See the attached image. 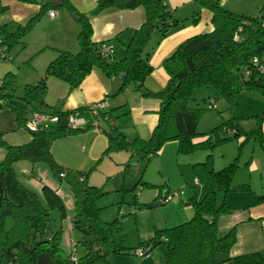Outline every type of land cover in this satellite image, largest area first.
Segmentation results:
<instances>
[{
	"label": "trees",
	"instance_id": "trees-1",
	"mask_svg": "<svg viewBox=\"0 0 264 264\" xmlns=\"http://www.w3.org/2000/svg\"><path fill=\"white\" fill-rule=\"evenodd\" d=\"M19 1L39 3L38 0ZM194 2L211 12L213 30L185 39L163 60L162 66L168 74V80L160 91L153 92L144 86L145 79L152 71L149 60L155 44L174 30L199 21L198 12H194L190 19H178L163 0H97L89 15L78 13L67 0H61L60 7L78 16V51H57L56 56L46 65L43 76L34 83L25 84L22 96L14 95L15 79L12 74L0 80V108L10 106L17 121L24 119L25 127L35 112L57 117V121L52 122L54 126L48 124L37 132H31V139L24 144H7L0 133V145L5 149L4 157L0 160V264H107L106 256L110 253L120 252L121 249L131 253L135 248L148 247V254L159 243L166 249L165 264H220L229 260L232 264H264V256L259 251L232 258L221 257L235 243V228L231 227L221 233L217 221L221 215L231 212L226 195L232 190V179L238 168L237 158L218 170L211 168L208 160L200 163L205 171V191L199 200L189 201L193 209L191 218L157 230L156 236L145 245L126 248L114 244L112 239L117 219L104 222L99 217V207L94 202L101 195L99 187L87 185L86 177L80 171L68 179L69 174L51 153L53 141L78 131L97 128L95 122L104 117V113L103 108L93 113L90 104L66 111L48 105L45 99L47 78L55 77L72 90L94 68L120 79L117 93L131 88L142 96L160 101L159 118L149 138L128 139L118 130L112 129L104 154L125 151L129 153V159L133 156L150 159L169 141L177 142L178 152H187L197 147L213 146L210 142L211 133L215 135L216 143L241 136L238 119L233 118L220 121L208 133L199 132V119L204 108L193 104L194 93L202 88L211 89L208 99L214 105L212 108H215V101L219 99H223L229 106L234 105L241 91L264 95V1L255 16L232 12L220 0ZM137 7L144 9V21L132 30L124 55L115 60L111 56L112 52L104 53L102 46L107 45L106 42L91 40L89 16L107 9ZM55 8L54 0H47L41 4L40 13ZM2 10L3 7L0 12ZM38 16L31 17L25 25L12 22L0 24V40L7 54L4 60L9 58V51L14 44L24 43L23 37ZM154 35L158 39L150 49L148 45ZM254 59L257 61L254 62ZM14 99L22 100L26 107ZM27 112L30 113L28 118L25 117ZM73 112L86 119L83 127L68 126L67 117ZM244 135L245 140L254 137L264 142L258 123L253 130L244 132ZM204 136H207L204 140L193 142L194 138ZM19 161L45 163L53 177L59 179V182L66 180L68 183L74 206L72 229L79 233L76 241L71 240L69 253L61 246L62 229L60 226L53 227L51 221L53 210L57 211L59 221L66 217L63 200L48 185H43L37 193L20 182L14 169L15 163ZM125 165L127 170L129 162ZM138 170L136 168V172ZM142 185L149 183L142 182ZM219 194L222 196L220 201ZM137 202L135 194L133 204ZM143 205L146 204L138 203L139 207ZM77 244H81L84 249V253L78 257L75 253ZM72 248L76 260L71 259Z\"/></svg>",
	"mask_w": 264,
	"mask_h": 264
},
{
	"label": "rangeland",
	"instance_id": "rangeland-1",
	"mask_svg": "<svg viewBox=\"0 0 264 264\" xmlns=\"http://www.w3.org/2000/svg\"><path fill=\"white\" fill-rule=\"evenodd\" d=\"M225 4L231 9H243L257 13L261 0H225ZM37 50L38 47L33 42L16 43L9 51V58L0 61V80H3L7 74L13 75L15 96L23 95L25 84L32 83L34 77L31 79V75H34L39 66L44 68V65L40 63V53ZM51 91L52 89L46 94L49 99L54 98ZM210 93L211 89L209 88L198 89L194 93L195 101L193 104H198L199 107L204 108L198 124V131L202 133L210 132L219 124L222 116H226V110L222 107L209 108L208 96ZM14 100L19 105L26 107L22 100ZM215 103L220 104L219 100ZM108 111L115 112L113 110ZM25 115L28 118L30 113L27 112ZM112 118H116L115 113L112 114ZM98 120L99 125L105 130L109 128L107 121ZM23 121L24 119L16 120L15 112L10 106L5 105L0 108V133L7 144L20 145L30 140L32 134L24 126ZM48 124L55 125L52 122H48ZM109 133L108 131L95 133L88 129L69 134L53 141L51 153L55 161L69 174L68 179L72 178L73 173L80 171L85 175L87 185L99 187L101 195L94 201L95 205L99 207V217L104 222L117 219L113 226L112 239L114 244L126 248L145 245L148 240L156 236L157 230L180 224L191 218L193 209H186L185 200L192 193L198 196L199 193L204 194L205 191V171L200 163L208 160V165L214 170H218L224 164L223 159L226 158L227 161L229 156H231L229 163L237 158L240 165L244 164L245 158L250 154L264 156L262 153L264 148L261 147L257 139L252 138L239 147L238 139L216 143V137L211 133L210 142L213 146L197 147L191 151L178 152L177 142L169 141L162 146L157 155L150 159L146 157L139 159L133 156L121 162L117 158L120 154L115 152L103 153V142L109 140ZM92 147V154H90ZM4 154V146L0 145V160ZM208 154H210L209 158L207 157ZM126 161L130 165L127 170ZM29 165H31L30 162L21 161L14 166V169L22 177L21 169H28L29 171ZM33 166L34 170L30 179L40 182V186L45 185V181L53 184L59 180L52 176L45 163L39 162ZM136 168H139L137 172ZM245 171V167L242 166L237 168L236 173L245 177ZM194 178H198L199 183L194 185ZM142 182L149 183V185H142ZM59 183L61 184H59L58 192L65 205L66 217L62 220L63 222L59 221L57 211L53 210L51 211V221L53 227L60 226L62 229L61 246L69 253L71 250L69 236L71 235V239L73 237V240L76 241L79 238V233L73 231L71 234L66 230L74 212L73 196L66 180ZM257 184L259 182L256 178L255 185ZM163 190L181 191L180 198L174 197L164 202L161 198ZM159 192L161 193L159 194ZM135 194L138 202L133 204ZM221 199L222 196L219 194L218 201ZM141 201L145 202L146 205L139 207L138 203ZM75 253L77 257L84 253L81 244H77ZM106 260L107 264H165L166 249L162 243L155 244L151 251L145 255H138L127 252V249H121L120 252L108 254Z\"/></svg>",
	"mask_w": 264,
	"mask_h": 264
},
{
	"label": "crops",
	"instance_id": "crops-1",
	"mask_svg": "<svg viewBox=\"0 0 264 264\" xmlns=\"http://www.w3.org/2000/svg\"><path fill=\"white\" fill-rule=\"evenodd\" d=\"M38 1L39 3H27L19 0H0V8L3 7V10L0 12V24L12 22L25 25L31 17L38 14L37 21L31 26L30 30L23 37V40L26 43L33 42L38 47L37 51L40 53V63L44 65L45 68L48 62L56 56L57 51L65 50L72 53L78 51L79 45L77 35L80 26L77 21L78 19L73 17L64 7H60L61 0L59 6L56 5V8L52 9L55 13L53 17L49 16L47 11L40 13L41 4L45 3L47 0ZM56 1L57 0H54V3H56ZM67 1L78 13L85 15H89L97 3V0ZM163 1L168 8L174 11L178 19H190L194 15V12H198L199 21L194 25L188 24L174 30L166 37L160 39L157 44H155L158 39L157 35H154L151 39L148 48L151 49L155 44L149 60L152 71L145 79L144 86L153 92L160 91L168 80V74L162 66L163 60L185 39L196 34L213 30L211 12L207 8L199 7L195 4L194 0ZM262 1L264 0H261V3ZM220 3L226 9L237 14L255 16L258 13L248 12L243 9H231L226 7L225 0H220ZM144 16L145 12L142 7L123 10L107 9L97 15L89 16L92 29L91 40L94 42H106L108 46L112 47V58L118 60L124 55L125 45L132 34V30L137 29L142 24ZM44 68L39 66L34 75H31V79L34 77L32 83L43 76ZM52 78L47 79L49 82L47 91L52 89L51 92H53L54 98L49 99L45 97L47 104L50 106H58L61 110L66 111L106 99L107 106L103 108L104 117L98 119L107 121L109 128L105 130L99 125V120L97 119L98 121H96L95 124L98 126V129L96 131L91 129L95 133H100L101 131H108L111 133L112 129H116L128 139L135 137L147 139L150 137L153 128L157 124L160 101L153 97L142 96L138 91L132 90L131 88H126L123 92L117 93L120 86V79L118 77L109 76L101 70L94 68L85 76L79 86L72 90H69L65 82L57 78ZM219 102L220 104L215 103V106L217 108L222 107L226 110V116H222V120L230 118L235 120L238 119L237 125L241 131V136L237 139L240 144L242 143L241 145L239 144L240 147L250 139H255L251 137L245 140L244 132L253 130L257 123L260 124L262 137H264V95L255 92L241 91L236 97L234 105L229 106L223 99H219ZM108 110H113L115 112H109ZM113 113L116 114L115 119L112 118ZM110 133L109 137L111 136ZM206 137L207 136L194 138L193 142H200ZM108 141L107 139L103 142L104 148L107 146ZM258 142L261 147L264 148V142H260L259 140ZM92 150L93 147L90 154H92ZM160 151L161 150H159V152ZM115 153L120 154L116 156H118L117 158L121 162L129 158L128 152L118 151ZM230 159L231 156L228 157L227 161L226 158L225 160L223 159L224 164L222 167L226 166L227 163L229 164ZM20 162L21 161L15 163V165ZM239 163L238 167H245L246 175L245 177L244 175L239 176L236 173L237 170L235 171L231 183L232 190L226 195V201L231 212L221 215L217 221L218 231L221 233L229 230L231 227L235 228V243L231 246L228 253L221 257L226 256L232 258L256 251H259L261 255L264 256V156L250 154L245 158L243 165ZM33 165L32 163L29 165L30 173L28 169H21L20 173L22 177H20L16 171L15 172L20 182L29 189L39 193L43 185L40 186V182L30 179V175L34 170ZM254 178H257L259 184L255 185ZM44 183L59 194V184L61 183L58 181V184L56 182L50 184L48 181ZM167 191L168 190H163L162 193L159 192V194L161 193L163 195ZM202 196L203 194L200 193L198 196L192 193L190 197L185 200L184 204L186 209L192 208L190 204L188 205L191 199L199 200ZM140 203L145 202L141 201ZM66 230L71 234L74 231L72 229L71 218L70 224ZM69 238L70 244L73 237L71 239L70 235ZM66 253L68 252L66 251ZM220 264L232 263L229 260Z\"/></svg>",
	"mask_w": 264,
	"mask_h": 264
},
{
	"label": "built area",
	"instance_id": "built-area-1",
	"mask_svg": "<svg viewBox=\"0 0 264 264\" xmlns=\"http://www.w3.org/2000/svg\"><path fill=\"white\" fill-rule=\"evenodd\" d=\"M47 13L51 17H53V15L55 14L52 9L48 10ZM234 37H236V35ZM102 49L104 50L105 54L113 51L112 47H110L108 45H103ZM5 58H7L6 47L2 44V41L0 40V60H4ZM256 61H257V59H254V62H256ZM106 106H107L106 99H103L101 101L90 104L91 111L93 113H96L98 108H104ZM213 106L214 105H212L210 103L209 108H212ZM55 121H57L56 116H49V115H45L42 113L35 112L32 114L31 118L27 121L26 128L30 132H37L40 129L46 127L48 122H55ZM85 123H86V119L84 117L80 116L77 112L76 113L75 112L70 113L67 117V124L71 128L83 127L85 125ZM97 129L98 128H95L94 130L96 131ZM60 176L63 177L64 174L61 173ZM196 183H198V179L194 178V184H196ZM180 194H181V191L180 192L179 191L167 192V193L161 195V198H162V201L165 202V201H167L171 198H174V197L180 198ZM148 249H149L148 247H139V248H135L134 250H132L131 253L138 254V255H145L147 253ZM73 251H74V249L72 248L71 259L76 260V257H75V254Z\"/></svg>",
	"mask_w": 264,
	"mask_h": 264
},
{
	"label": "water",
	"instance_id": "water-1",
	"mask_svg": "<svg viewBox=\"0 0 264 264\" xmlns=\"http://www.w3.org/2000/svg\"><path fill=\"white\" fill-rule=\"evenodd\" d=\"M59 2H60V0H57L56 3H55V5L59 6ZM73 17H75L76 19H78V16H76V15H73Z\"/></svg>",
	"mask_w": 264,
	"mask_h": 264
}]
</instances>
